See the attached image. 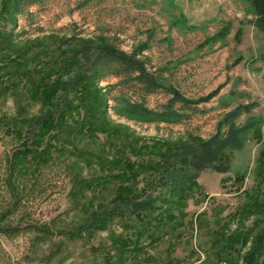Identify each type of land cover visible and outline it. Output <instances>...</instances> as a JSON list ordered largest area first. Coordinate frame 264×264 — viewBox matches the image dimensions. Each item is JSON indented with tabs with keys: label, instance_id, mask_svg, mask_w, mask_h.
Listing matches in <instances>:
<instances>
[{
	"label": "rangeland",
	"instance_id": "rangeland-1",
	"mask_svg": "<svg viewBox=\"0 0 264 264\" xmlns=\"http://www.w3.org/2000/svg\"><path fill=\"white\" fill-rule=\"evenodd\" d=\"M18 7L0 0V264L264 263V31L250 2ZM107 46L137 54L198 109L143 114L169 96L94 78L90 61ZM240 106L234 123L256 122L241 146L198 171L186 164L191 146L228 134ZM171 171L195 173L196 185L167 187ZM164 192L163 223L145 225L118 199ZM94 218V230L72 236Z\"/></svg>",
	"mask_w": 264,
	"mask_h": 264
},
{
	"label": "trees",
	"instance_id": "trees-1",
	"mask_svg": "<svg viewBox=\"0 0 264 264\" xmlns=\"http://www.w3.org/2000/svg\"><path fill=\"white\" fill-rule=\"evenodd\" d=\"M39 0H18V10L28 3L37 2ZM252 6V12L255 14L254 25L260 31H264V0H248ZM17 11V12H19ZM11 38H8V42ZM87 71L91 73L94 78H101L106 74H113L114 76L121 79L122 83L127 85H139L140 89L146 94H153V92H162L169 96L168 101L163 105L162 110H151L141 108L143 114L151 116L153 118L161 119H174L178 120L179 117L183 116V113L178 111L175 107L179 106L181 109H193L196 111L199 101L191 100L175 89L171 84L167 85L157 78L147 67L146 63L138 57L137 54H128L122 49L114 46H107L105 51L92 58L90 66ZM248 109L246 106H240L238 109L232 112L226 119V123L229 124L228 134L211 138L207 141H202L197 146H191L189 150H186V164L190 165L196 171L200 170L202 166L211 161L218 160L221 158V154L226 147H239L245 140V136L248 131L256 125L255 120H248L242 127H238L234 123V118L237 117L243 109ZM185 157V156H184ZM183 157V158H184ZM172 157L170 165L175 163ZM170 182H165L166 186H173L183 188L182 190L192 189L197 183V176L192 172H172L169 175ZM163 180V179H162ZM119 202L127 205L131 208V214L135 215L136 218L142 221L145 225L153 223V220H157L161 223L167 221L166 216L161 217V212L168 211V208L162 209L157 206V200L168 202L166 192L161 196L151 197L147 199H141L140 201L133 202L132 199H126L123 196L118 197ZM156 207L160 209L159 214L152 215ZM160 215V216H159ZM164 218V219H163ZM98 218H94L91 221L82 223L77 231L72 232V236L79 237L84 233L94 230L98 225ZM142 223V224H143ZM141 225V224H140ZM144 225V227H145ZM256 256V255H255ZM254 262V261H253ZM264 264V263H260Z\"/></svg>",
	"mask_w": 264,
	"mask_h": 264
}]
</instances>
